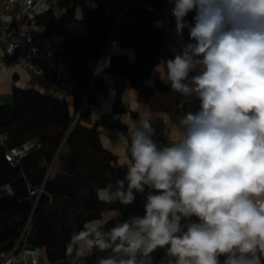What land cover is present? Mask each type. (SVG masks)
Masks as SVG:
<instances>
[{"label": "clouds", "instance_id": "1", "mask_svg": "<svg viewBox=\"0 0 264 264\" xmlns=\"http://www.w3.org/2000/svg\"><path fill=\"white\" fill-rule=\"evenodd\" d=\"M169 3L178 42L184 29L189 42L160 65V78L196 97L199 110L179 118V137L163 145L153 139L156 114L135 121L124 177L96 196L128 206L143 194V214L110 228L87 220L65 254L153 264L152 253L165 249L166 264H264V0Z\"/></svg>", "mask_w": 264, "mask_h": 264}, {"label": "trees", "instance_id": "2", "mask_svg": "<svg viewBox=\"0 0 264 264\" xmlns=\"http://www.w3.org/2000/svg\"><path fill=\"white\" fill-rule=\"evenodd\" d=\"M109 5L111 10L106 13L105 9L93 10L82 3L67 7L60 16L49 12L37 22L45 38L63 37L58 56L67 61L79 87V92L69 94L72 104L65 98L17 87L13 88L11 103H0V135L5 142V146H0V188L10 185L12 190V194L0 196V250H12L30 221L29 245L39 247L46 261L67 264L71 256L65 254L66 243L87 220L100 219L103 212L115 210L118 216L106 223L110 228L117 219L123 221L143 214V194H137L136 201L128 206L97 199L96 189L122 179L127 165L120 166L104 148L97 126L84 124L90 106L77 120L75 117L84 95L93 105L99 93L106 94L107 87L96 71L113 35L122 49L134 50L135 61L125 54L112 55L107 70L141 88L146 95L154 90L146 81L161 59L174 58L172 47L177 39L156 24L150 30L143 27L140 15L144 11L150 13L145 0H109ZM194 15L192 12L186 17L190 23ZM183 38L185 44L189 42L188 29ZM154 82L156 88H167L158 79ZM121 111L117 102L114 112ZM114 125L123 129L119 123ZM31 140L39 147L28 152L17 165L7 161L8 150ZM64 147L68 152L63 151ZM55 160L60 161L62 170L51 177L48 165ZM42 186L44 193L40 197L31 196L32 190ZM110 254L94 252L86 257L87 264H97ZM152 256L153 264H166L165 249H157Z\"/></svg>", "mask_w": 264, "mask_h": 264}, {"label": "crops", "instance_id": "3", "mask_svg": "<svg viewBox=\"0 0 264 264\" xmlns=\"http://www.w3.org/2000/svg\"><path fill=\"white\" fill-rule=\"evenodd\" d=\"M70 1L71 3L72 1L74 2L73 5H68ZM90 1L92 0H69L66 8ZM145 1L146 6L152 5L157 8H162L164 6L163 0ZM65 9L58 7L54 9L53 13L56 16H60ZM140 19L146 30H150L152 26L155 24L157 25L158 22L154 16L147 11H144L140 15ZM22 26L26 27L24 23ZM159 26L164 32L177 39L174 33L175 26L167 23H159ZM34 32L45 38L42 33V28L39 25L35 26ZM62 42L63 39H61L60 44H62ZM177 42L178 39L173 44V49H175ZM175 50L179 51V49ZM2 54L3 48L0 45V55ZM121 54H125L130 61H135V52L133 49L124 50L121 48ZM164 61L165 59L160 60L154 69L151 79L146 81L148 85L154 87L150 95H146L141 88L134 87L122 76L114 75L108 70L101 71L97 74L107 87V91L106 94H98L96 103L90 107L88 118L84 120V124L91 127H98L104 148L109 150L116 157L117 163L120 166L128 165L130 162V131L135 121L139 119L140 116L156 114L153 121V128L156 134L153 139L157 141L159 145H163L169 143V139H177L179 137V118L185 113L191 112L194 96L185 98L181 94L174 92L170 84L164 83L167 86L165 89L155 87V79L162 82L159 67ZM10 67V72L0 74V98L1 96L8 95L12 97L13 88L18 81L21 83L20 88L35 89L41 93L51 94L57 98H65L70 104L73 103V97L60 90L54 81L36 78L30 71L19 65L10 64ZM117 102L122 109L119 113L114 112V106ZM0 103L5 104L2 103L1 100ZM115 123L122 125L123 129L115 126ZM63 151L68 152V148L64 147ZM61 170L62 164L59 160H55L52 164L48 165V174L51 175V177ZM118 214L119 213L115 210L105 211L100 219H103L107 223L115 219ZM80 258L86 259V257Z\"/></svg>", "mask_w": 264, "mask_h": 264}, {"label": "built area", "instance_id": "4", "mask_svg": "<svg viewBox=\"0 0 264 264\" xmlns=\"http://www.w3.org/2000/svg\"><path fill=\"white\" fill-rule=\"evenodd\" d=\"M69 0H0V45L3 54L0 55V74L11 71L10 64L19 65L30 71L36 78L49 79L56 83L57 87L68 93L79 92L77 80L72 77L66 60H62L58 53L60 51V41L62 36H52L43 38L34 32V28L40 17L55 8L66 7ZM132 1V0H131ZM164 6L157 8L147 5L146 9L160 23L172 24L175 26L174 18L170 9L172 4L169 0H163ZM88 8L93 10L105 9L109 13L111 7L109 0H92L86 3ZM42 5H47L46 10H41ZM130 2L123 11L121 19L127 12ZM6 18V19H5ZM186 20L189 21L188 18ZM190 22V21H189ZM26 27H22V24ZM185 30V29H184ZM175 33V31H174ZM185 44L183 41L177 42L175 49H180ZM121 47L114 35L109 40L104 56L97 66L96 73L107 70L110 65L112 55H120ZM21 83L16 82L15 87L20 88ZM89 104L88 95L81 99L80 108L77 111L75 120L78 119L85 107ZM199 110V100L194 97L191 112ZM0 146H5V142L0 135ZM39 147L34 140L29 141L20 148L8 150L6 159L13 165L19 164L20 160L30 151ZM10 187V185H5ZM4 187V186H3ZM1 187L0 189H2ZM11 189V187H10ZM44 193L43 186L32 190L31 196L40 197ZM12 194V190H11ZM9 195L0 191V196ZM31 231V222L26 225L14 248L9 251L0 250V264H32L31 252H37V264H56L45 260L42 250L39 247L29 245L28 236ZM67 264H87V260L71 256L66 260Z\"/></svg>", "mask_w": 264, "mask_h": 264}, {"label": "rangeland", "instance_id": "5", "mask_svg": "<svg viewBox=\"0 0 264 264\" xmlns=\"http://www.w3.org/2000/svg\"><path fill=\"white\" fill-rule=\"evenodd\" d=\"M73 3H74L73 1H72V3L70 1L68 5H73ZM65 8L66 7H64L63 9H65ZM22 27H24V26H22ZM0 100L2 101V103H5V104L7 103L8 104V103H11L12 102V97L10 95H8V96H1Z\"/></svg>", "mask_w": 264, "mask_h": 264}]
</instances>
